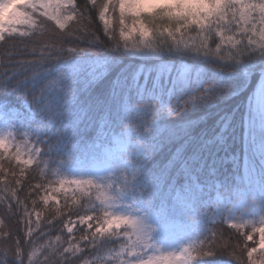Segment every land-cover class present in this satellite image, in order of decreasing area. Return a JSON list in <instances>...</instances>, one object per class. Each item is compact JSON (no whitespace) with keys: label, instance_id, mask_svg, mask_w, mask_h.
Masks as SVG:
<instances>
[{"label":"trees","instance_id":"16d2710c","mask_svg":"<svg viewBox=\"0 0 264 264\" xmlns=\"http://www.w3.org/2000/svg\"><path fill=\"white\" fill-rule=\"evenodd\" d=\"M18 6L30 23L0 33V114L39 152L22 163L0 148V264L117 263L131 229L98 230L100 191L60 179L122 130L145 150L107 177L111 189L161 224L185 221L193 264H264L257 231L226 219L231 201L264 214L253 107L264 0H170L151 13L139 0H69L59 18Z\"/></svg>","mask_w":264,"mask_h":264},{"label":"rangeland","instance_id":"374dc122","mask_svg":"<svg viewBox=\"0 0 264 264\" xmlns=\"http://www.w3.org/2000/svg\"><path fill=\"white\" fill-rule=\"evenodd\" d=\"M69 0H0V33L6 27L18 28L30 23L29 13L22 11L19 4L29 6L40 5L53 17L59 18L61 7ZM170 0H139L151 13L160 5ZM264 15V7H259ZM261 24L260 32L264 33V18L257 17ZM257 34V33H256ZM259 36V34H257ZM261 47H264V36H261ZM255 112L262 116L264 121V74L259 80L253 95ZM0 148L9 151L22 163H31L37 157L39 148L32 140L26 129H18L0 114ZM145 145L136 142L128 130L119 131L112 139L100 146V158L72 170L60 179V187L69 190H83L94 188L100 191L102 203L106 209L104 219L99 225L100 231H111L121 227L131 229L129 245L120 251L116 264H193L190 260V250L193 235L187 229L185 221L178 219L160 223L154 214H146L131 200L111 189L108 176L128 167L132 157L139 156ZM239 179V177H238ZM189 182L198 188L201 185L191 177ZM219 186V183L216 184ZM213 200L221 202L223 196L216 191ZM227 216L228 223L245 227L251 225L258 233L255 251H264V214L256 211L249 214L242 208L240 201H231ZM74 223L69 225V229ZM252 264H257L255 261Z\"/></svg>","mask_w":264,"mask_h":264}]
</instances>
